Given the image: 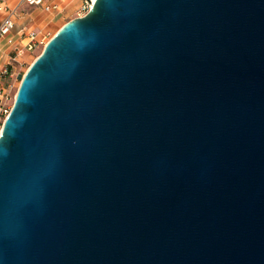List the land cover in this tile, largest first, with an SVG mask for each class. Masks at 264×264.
<instances>
[{
	"label": "water",
	"instance_id": "water-1",
	"mask_svg": "<svg viewBox=\"0 0 264 264\" xmlns=\"http://www.w3.org/2000/svg\"><path fill=\"white\" fill-rule=\"evenodd\" d=\"M0 264H264V0H93L0 133Z\"/></svg>",
	"mask_w": 264,
	"mask_h": 264
},
{
	"label": "crops",
	"instance_id": "crops-1",
	"mask_svg": "<svg viewBox=\"0 0 264 264\" xmlns=\"http://www.w3.org/2000/svg\"><path fill=\"white\" fill-rule=\"evenodd\" d=\"M42 2L41 6H35L24 3L22 0H4V4L9 9L15 10V14L13 29L6 38L0 40V67L6 65L14 56L13 49L7 44L9 38L18 46L24 47L26 40L22 39V33L34 31L50 35L65 16L81 11L85 0H42ZM5 17L6 14L0 12V24ZM63 25H60L59 29ZM31 55L26 53L22 60Z\"/></svg>",
	"mask_w": 264,
	"mask_h": 264
},
{
	"label": "built area",
	"instance_id": "built-area-1",
	"mask_svg": "<svg viewBox=\"0 0 264 264\" xmlns=\"http://www.w3.org/2000/svg\"><path fill=\"white\" fill-rule=\"evenodd\" d=\"M29 5L41 6L42 0H22ZM93 0H85L82 10H88ZM47 9V8H46ZM0 12L5 13L6 17L0 24V40L6 38L14 27L13 16L15 10L9 9L4 0H0ZM49 34H41L39 32L29 31L22 33V39L26 40L24 47L18 46L11 38L7 40L9 47L13 49L14 56L6 65L0 67V133L5 119L10 113L14 100L11 101V82L16 80L18 72L17 68L25 65L23 56L28 53L31 55L37 50H43L44 46L51 39Z\"/></svg>",
	"mask_w": 264,
	"mask_h": 264
},
{
	"label": "rangeland",
	"instance_id": "rangeland-1",
	"mask_svg": "<svg viewBox=\"0 0 264 264\" xmlns=\"http://www.w3.org/2000/svg\"><path fill=\"white\" fill-rule=\"evenodd\" d=\"M87 11L86 10H81L77 13H74V14H68L67 16H65L61 22H59V24L54 27V29L52 30L49 38H51L52 36H54V34L59 30V26L60 25H63L65 23H67L68 21L74 19V18H77V17H81L83 16ZM41 49L40 50H37L36 52L32 53L31 57H27L25 59V65L21 68H17V72H18V75H17V78L16 80H14L13 82H11V85H12V90H11V101L12 99L14 100L15 98V95H16V92H17V89H18V86L21 82V79L23 77V75L25 74L26 70L29 68V66L32 64V62L38 57V55L41 53Z\"/></svg>",
	"mask_w": 264,
	"mask_h": 264
}]
</instances>
